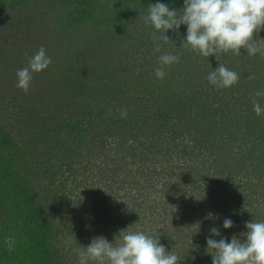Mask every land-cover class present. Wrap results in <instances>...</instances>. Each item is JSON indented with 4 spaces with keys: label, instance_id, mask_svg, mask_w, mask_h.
Instances as JSON below:
<instances>
[{
    "label": "trees",
    "instance_id": "trees-1",
    "mask_svg": "<svg viewBox=\"0 0 264 264\" xmlns=\"http://www.w3.org/2000/svg\"><path fill=\"white\" fill-rule=\"evenodd\" d=\"M157 2L182 14L184 0H0V264H69L51 201L83 174L77 163L92 151L97 159L116 152L122 166L113 176L135 165L132 174L144 177L162 210L175 206L203 241L218 211L255 213L249 222L258 221L264 114L256 115L252 99L264 92V56L197 55L181 46L186 25L166 33L172 42L154 41L160 33L144 17ZM40 47L52 63L25 94L16 72ZM163 53L180 62L159 80ZM220 64L239 74L233 87L208 82ZM246 231L235 229L227 241H243ZM209 253L200 242L178 264H212Z\"/></svg>",
    "mask_w": 264,
    "mask_h": 264
},
{
    "label": "clouds",
    "instance_id": "clouds-1",
    "mask_svg": "<svg viewBox=\"0 0 264 264\" xmlns=\"http://www.w3.org/2000/svg\"><path fill=\"white\" fill-rule=\"evenodd\" d=\"M144 20L160 33V36L153 33V40H162L165 44L172 42L166 34L169 30L178 33L180 26L186 25L187 33L181 46L203 57L229 52L240 56L241 49L249 56L257 53L264 56V39L259 38L260 31L264 29V0H184L179 16L176 9L170 10L168 5L157 2L149 5ZM154 51L161 52L162 45L157 43ZM158 60L160 67L154 71L156 78L162 80L166 76L165 68L179 63L180 57L163 53ZM51 63L45 48L40 47L33 56L27 58V66L17 70L16 87L27 94L34 74L43 72ZM248 78L254 79L255 76L250 75ZM239 79L237 72L223 64L207 76L208 82L216 89L231 88ZM261 97H264V92L257 91L252 99L257 116L264 114L258 99ZM120 116L122 119L127 118L126 108L120 110ZM232 227L233 221L225 218L223 228ZM245 227L247 231L242 236L246 239L241 241L233 236L231 242L226 238H211L220 236L218 228H211L206 243L207 250H214V254L209 253L212 264H264V221L252 220L246 222ZM114 241L110 243L101 235L93 238L87 247L80 246L76 249L78 264H89V261L95 264H178L177 255L166 251L159 240L142 231H125L120 239L116 236Z\"/></svg>",
    "mask_w": 264,
    "mask_h": 264
},
{
    "label": "rangeland",
    "instance_id": "rangeland-1",
    "mask_svg": "<svg viewBox=\"0 0 264 264\" xmlns=\"http://www.w3.org/2000/svg\"><path fill=\"white\" fill-rule=\"evenodd\" d=\"M107 153L108 155L103 153L102 157L97 159L92 151L87 160L77 163L79 167L84 168L83 174L68 179L66 190L60 187L59 194L51 201L56 209V232L59 234L57 246L60 253L66 255L69 264H78L76 249L80 246L87 247L93 238L102 235L110 243H115V237L120 239L125 231H142L159 240L166 251L177 255L178 263L181 262L182 256L190 259L194 245L196 247L200 242H206V239L203 241V236L197 238L199 229L190 226L191 222L187 220V216L179 213L175 206L162 210V205H158L154 196L149 195L153 192L145 190L144 177L138 175V172L136 175L132 174L136 170L135 165L127 168L124 165L117 175L113 176V171L122 165L118 167L115 163V151ZM128 161L131 162V158H128ZM245 209L248 207L242 210L243 213ZM224 211L213 214L218 221L213 224L220 227V236L223 235L226 239L227 235L236 233L235 229L246 230V222L255 215L254 213L251 217H244L234 213L230 207L228 213L225 214ZM260 211L258 221H264L263 206ZM225 218L233 221L232 228H223ZM200 220L202 221V216ZM212 238L218 240V236ZM89 264L95 262L89 261Z\"/></svg>",
    "mask_w": 264,
    "mask_h": 264
}]
</instances>
